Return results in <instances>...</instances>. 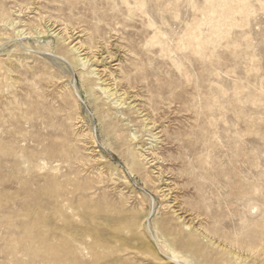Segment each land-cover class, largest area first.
Wrapping results in <instances>:
<instances>
[{
	"label": "rangeland",
	"instance_id": "obj_1",
	"mask_svg": "<svg viewBox=\"0 0 264 264\" xmlns=\"http://www.w3.org/2000/svg\"><path fill=\"white\" fill-rule=\"evenodd\" d=\"M176 258L264 264V0H0V264Z\"/></svg>",
	"mask_w": 264,
	"mask_h": 264
},
{
	"label": "bare ground",
	"instance_id": "obj_2",
	"mask_svg": "<svg viewBox=\"0 0 264 264\" xmlns=\"http://www.w3.org/2000/svg\"><path fill=\"white\" fill-rule=\"evenodd\" d=\"M176 259H177V258H176ZM176 259H175V260H176ZM177 262H179L180 264H184V262H182V261H180V260H178V259H177Z\"/></svg>",
	"mask_w": 264,
	"mask_h": 264
}]
</instances>
